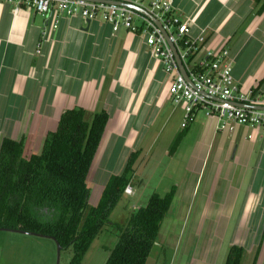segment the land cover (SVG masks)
I'll return each mask as SVG.
<instances>
[{
    "label": "crops",
    "instance_id": "0c3cea01",
    "mask_svg": "<svg viewBox=\"0 0 264 264\" xmlns=\"http://www.w3.org/2000/svg\"><path fill=\"white\" fill-rule=\"evenodd\" d=\"M173 7L174 16L192 19L190 36L201 31L205 38L209 36L203 46L229 50L235 82L245 97L262 80L255 96L264 105V11L254 13V0H173ZM59 19L58 27L51 30L43 15L0 0V144L4 137L23 140V154L30 156L40 151L46 134L56 128L65 109L105 108L109 118L93 170L101 176L107 173L108 178L123 170L131 151L140 149L142 153L152 132L147 142L151 147L165 119L177 111L168 92L170 76L144 35L113 31L100 16L89 23L78 15H60ZM177 105L183 121L184 105ZM200 111L187 125L172 156L185 153L187 162L191 159L188 168L192 167L194 175L193 191L204 164L213 159V200L218 202L222 188V203H230L232 191L243 187L246 171L250 180L264 175V128L242 124L221 128L224 118L207 117L202 111L198 119ZM158 121L160 125L151 129ZM181 123L174 141L184 128ZM247 188L244 195L250 196L246 208L250 211L263 204L259 197L264 187H259V192L250 185ZM21 241L16 237L17 247L0 264H33Z\"/></svg>",
    "mask_w": 264,
    "mask_h": 264
},
{
    "label": "trees",
    "instance_id": "16d2710c",
    "mask_svg": "<svg viewBox=\"0 0 264 264\" xmlns=\"http://www.w3.org/2000/svg\"><path fill=\"white\" fill-rule=\"evenodd\" d=\"M254 13L264 11V0H254ZM186 38V36H185ZM183 38V39H185ZM209 36L205 39V42ZM196 46L191 56L202 47ZM257 81L249 97L261 86ZM109 113L105 108L90 111L81 106L65 109L54 130L49 131L39 152L23 154V140L4 137L0 144V230L30 232L71 248L68 264H82L93 240L107 227L118 230L104 264H145L155 244L162 220L175 193L153 192L147 203L125 220L113 222L110 214L132 187L140 149L130 152L120 173H111L95 204L89 203V170L99 147ZM187 126L175 139L174 153ZM264 246V225L250 264H258ZM245 248L232 244L224 264H241Z\"/></svg>",
    "mask_w": 264,
    "mask_h": 264
},
{
    "label": "rangeland",
    "instance_id": "374dc122",
    "mask_svg": "<svg viewBox=\"0 0 264 264\" xmlns=\"http://www.w3.org/2000/svg\"><path fill=\"white\" fill-rule=\"evenodd\" d=\"M139 3L148 6V2ZM249 6L248 1V9ZM173 104L177 111L165 119L166 123L161 128L160 136H157L151 147H147V142L153 136L151 132L143 143V151L135 164L132 192L123 195L111 212L110 220H125L131 212L146 205L151 193L164 194L175 186L171 206L162 220L157 240L145 264H224L229 248L234 243L245 248L241 264H250L264 225V179H261L264 175L258 174L256 179L250 180V173L246 171L241 180L243 189L232 191L235 192L234 198L230 203L223 204L224 190L220 188L217 194L221 201L218 200V203L213 200L216 192L211 188L215 177L214 162L211 159L208 164H204L193 191L194 175L192 167L188 168L191 166V159L187 162L185 153H179L178 156H172L170 152L167 154L182 122L181 108L177 105L179 103ZM201 117L202 110L198 119ZM160 122L155 123L151 129H155ZM191 141V137L186 139L188 145ZM95 165L94 160L87 177L90 204L97 202L107 179V173L101 176L100 173L94 172ZM249 185L255 192H259L261 187L263 193V196L259 197L263 204H257L254 210L249 208L250 211L246 209L249 207L250 196L244 195ZM117 236L118 230L107 226L91 243L82 264H104L110 248L117 241ZM16 237L22 239L20 245L23 249H28L31 263L57 264V249L53 239L32 234L17 235L7 230H0V261L10 258L12 249L17 247ZM71 256V248L61 250L58 264H68ZM258 264H264V246Z\"/></svg>",
    "mask_w": 264,
    "mask_h": 264
},
{
    "label": "built area",
    "instance_id": "2783aa9c",
    "mask_svg": "<svg viewBox=\"0 0 264 264\" xmlns=\"http://www.w3.org/2000/svg\"><path fill=\"white\" fill-rule=\"evenodd\" d=\"M3 1H12L17 7L24 6L43 15L49 22L51 30L58 27L60 15H78L82 19L91 20L100 14L101 19L110 24L113 31L124 29L144 35L147 45L152 48L154 55L160 59L165 73L170 76L168 92L171 100L184 105L182 127H186L194 120L196 113L202 110L207 117L224 118L221 128L232 129L234 124L264 128V109L247 108L239 104L263 105L257 97H245L240 92L234 79L229 50L225 46L219 48L203 46L206 39L204 31L197 36H190L189 28L193 21L190 18L182 20L172 14L173 0H151L147 7L140 5L139 0ZM114 1L136 3L161 22L169 35V40L175 45L191 83L181 74L171 46L154 21ZM43 34H46V30ZM201 43L202 47L192 57L196 46ZM125 192L131 193V186H127Z\"/></svg>",
    "mask_w": 264,
    "mask_h": 264
},
{
    "label": "water",
    "instance_id": "95a60500",
    "mask_svg": "<svg viewBox=\"0 0 264 264\" xmlns=\"http://www.w3.org/2000/svg\"><path fill=\"white\" fill-rule=\"evenodd\" d=\"M114 2H116L118 4H121V5H126L127 7L132 8V9L144 14L145 16L149 17L151 20L154 21V23L161 29V32L163 33L164 37L168 41L169 45L171 46V48H172V50L174 52L175 59H176V62H177V65L179 67V70H180L181 74L184 76V78L189 83H191L190 79L188 78L187 72H186V70H185V68H184V66H183V64L181 62L179 54H178V52H177V50L175 48V45L169 40V35L166 32V30L162 27L161 22L157 18H155L150 12H148L145 8H143L140 5H137L136 3L124 2V1H114ZM87 23H89V19H87ZM239 104L241 106L247 107V108L248 107H252V108H258V109H264V105H249V104H246V103H239ZM20 232L31 234L30 232H24V231H20ZM55 243H56V249H57V264H58L61 247H60L59 243H57V242H55Z\"/></svg>",
    "mask_w": 264,
    "mask_h": 264
}]
</instances>
